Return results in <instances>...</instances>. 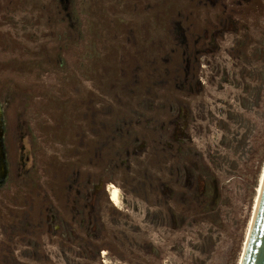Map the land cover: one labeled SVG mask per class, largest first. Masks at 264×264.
Wrapping results in <instances>:
<instances>
[{"label": "rangeland", "instance_id": "1", "mask_svg": "<svg viewBox=\"0 0 264 264\" xmlns=\"http://www.w3.org/2000/svg\"><path fill=\"white\" fill-rule=\"evenodd\" d=\"M1 132L0 264H239L264 0H0Z\"/></svg>", "mask_w": 264, "mask_h": 264}, {"label": "water", "instance_id": "2", "mask_svg": "<svg viewBox=\"0 0 264 264\" xmlns=\"http://www.w3.org/2000/svg\"><path fill=\"white\" fill-rule=\"evenodd\" d=\"M239 264H264V181L257 197Z\"/></svg>", "mask_w": 264, "mask_h": 264}, {"label": "bare ground", "instance_id": "3", "mask_svg": "<svg viewBox=\"0 0 264 264\" xmlns=\"http://www.w3.org/2000/svg\"><path fill=\"white\" fill-rule=\"evenodd\" d=\"M263 181H264V168H263L261 175H260L259 187H258V192H257L256 200H255V205H256L257 197H258V194L260 192V188H261ZM107 190H108L110 201L113 203V205H115V206L119 205L121 196H120V190L118 189V187L111 183ZM250 225H251V220L249 222V227H250ZM249 227H248V231H249ZM244 244H245V242H244Z\"/></svg>", "mask_w": 264, "mask_h": 264}, {"label": "flooded vegetation", "instance_id": "4", "mask_svg": "<svg viewBox=\"0 0 264 264\" xmlns=\"http://www.w3.org/2000/svg\"><path fill=\"white\" fill-rule=\"evenodd\" d=\"M1 146H2V151L0 152V192H3L4 189V181H5V156H4V147H3V132H1Z\"/></svg>", "mask_w": 264, "mask_h": 264}]
</instances>
